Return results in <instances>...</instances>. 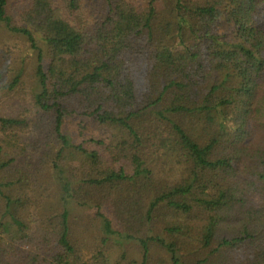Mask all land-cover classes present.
Segmentation results:
<instances>
[{"label":"trees","instance_id":"obj_1","mask_svg":"<svg viewBox=\"0 0 264 264\" xmlns=\"http://www.w3.org/2000/svg\"><path fill=\"white\" fill-rule=\"evenodd\" d=\"M0 22L36 51L33 82L0 65V264H264V0Z\"/></svg>","mask_w":264,"mask_h":264},{"label":"rangeland","instance_id":"obj_2","mask_svg":"<svg viewBox=\"0 0 264 264\" xmlns=\"http://www.w3.org/2000/svg\"><path fill=\"white\" fill-rule=\"evenodd\" d=\"M36 51H34L25 37L9 31L3 23L0 22V65L7 67L5 73L7 77L11 76L22 66L23 79L33 82V69ZM78 212H84V209H77ZM129 254L136 255L139 251L136 243L126 245Z\"/></svg>","mask_w":264,"mask_h":264}]
</instances>
